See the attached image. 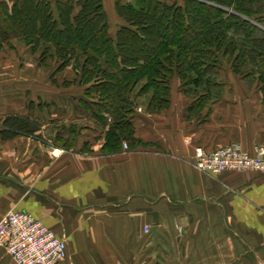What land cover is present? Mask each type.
<instances>
[{
	"label": "crops",
	"instance_id": "1",
	"mask_svg": "<svg viewBox=\"0 0 264 264\" xmlns=\"http://www.w3.org/2000/svg\"><path fill=\"white\" fill-rule=\"evenodd\" d=\"M103 1L114 36L124 20L117 0ZM35 55L16 37L0 44V218L27 211L66 237L68 257L59 264H264V171L209 174L193 165L197 146L264 145L257 81L221 75V97L192 111L194 97L176 77L168 108H136L139 142L106 153L107 126L91 116L84 93L70 92L76 73L59 93L51 72L43 94L37 73L47 67ZM28 66L36 76H26ZM10 116L40 128L4 136ZM0 264L16 262L0 248Z\"/></svg>",
	"mask_w": 264,
	"mask_h": 264
},
{
	"label": "trees",
	"instance_id": "2",
	"mask_svg": "<svg viewBox=\"0 0 264 264\" xmlns=\"http://www.w3.org/2000/svg\"><path fill=\"white\" fill-rule=\"evenodd\" d=\"M116 10L124 22L112 36L103 0L0 1V44L16 37L39 65L54 60L52 77L73 68L84 104L107 126L104 152L139 142L140 98L148 111L168 108L176 77L194 97L192 111L221 97L225 64L264 94V0H117ZM4 126L8 136L34 133L40 122L10 116Z\"/></svg>",
	"mask_w": 264,
	"mask_h": 264
},
{
	"label": "built area",
	"instance_id": "3",
	"mask_svg": "<svg viewBox=\"0 0 264 264\" xmlns=\"http://www.w3.org/2000/svg\"><path fill=\"white\" fill-rule=\"evenodd\" d=\"M123 147L129 148L127 142L123 143ZM193 158L194 167L209 174L264 171V145L250 150L239 142H231L213 151L197 146ZM0 248L16 264H59L68 257L66 237L31 213L16 209L9 210L0 218Z\"/></svg>",
	"mask_w": 264,
	"mask_h": 264
},
{
	"label": "rangeland",
	"instance_id": "4",
	"mask_svg": "<svg viewBox=\"0 0 264 264\" xmlns=\"http://www.w3.org/2000/svg\"><path fill=\"white\" fill-rule=\"evenodd\" d=\"M1 1V0H0ZM165 1H167V2H171V3H173V2H175V1H178V0H165ZM179 1H181V0H179ZM263 28H264V26H263ZM22 42H24V41H22ZM25 43V42H24ZM26 44V43H25ZM27 45V44H26ZM31 57V58H30ZM35 57H36V60H38L39 59V57H38V55H35ZM34 60V57L32 58V56L31 55H28V60ZM38 62V61H37ZM54 60H52V61H50L49 62V65H46V67L48 68H43V70H41V71H39L38 73H37V76L38 77H40V78H42L43 79V82L41 83H39V84H41L40 86H39V89L41 90V92L43 93V94H45V93H49L47 90H49L50 89V87H48V86H46L45 84H44V79H46L47 77H49V75L51 74V72L53 73V67H54ZM49 68H51V69H49ZM223 70L221 71V74H220V77H221V75H226L227 76V74L230 72V73H232V74H235L232 70H231V68H230V66L229 65H227V64H225L224 66H223ZM34 72H36L35 71V69H33V68H30V66H28V68H27V71H26V76L28 77V78H30V77H32V76H36V75H34L33 73ZM72 74H75V71L73 70V68L72 67H69V69H65V70H63V71H60V72H57V73H55L54 74V81L56 82V80H57V82L56 83H58V91H59V93H66V91H68L69 89H66L67 87H64V86H62V85H65L64 83H65V81H68V79H71V76H72ZM235 75H237V74H235ZM239 76V75H238ZM56 77V78H55ZM76 78V77H75ZM75 83L77 84V79H75ZM75 84V88H74V90H72V91H70L71 93L72 92H74V94L75 95H77V96H81V94H83L84 93V88H83V90L81 91V88L79 87V86H77ZM12 87H14V89H18V85H11ZM81 86V85H80ZM27 87H33V85L32 86H30V85H28ZM83 87V86H82ZM53 90H55L54 89V87H53ZM54 92V91H53ZM82 92V93H81ZM140 102V104L141 103H147V101H148V98H147V96L146 97H143L141 100H139ZM78 102V103H77ZM61 104H63V105H61ZM71 104V103H70ZM74 105H75V109H79V108H81V106L80 105H83V103L81 102V101H75L74 102ZM76 105H78V107L79 108H76ZM58 106H67V104L65 103H61V102H59V104H58ZM71 106H72V104H71ZM87 106H88V109H89V112H90V110H91V116L92 117H94L93 115V110H94V107L92 106V105H90L89 103L87 104ZM74 109V108H73ZM110 117L108 118V122H110ZM58 126L59 127H62L63 125L62 124H60V123H58ZM49 133V132H48ZM124 142H126V141H124ZM123 142V143H124ZM128 144V143H127ZM12 258V257H11Z\"/></svg>",
	"mask_w": 264,
	"mask_h": 264
},
{
	"label": "water",
	"instance_id": "5",
	"mask_svg": "<svg viewBox=\"0 0 264 264\" xmlns=\"http://www.w3.org/2000/svg\"><path fill=\"white\" fill-rule=\"evenodd\" d=\"M152 232H153L155 238L157 239V236H158V230H157V228L154 227V228L152 229Z\"/></svg>",
	"mask_w": 264,
	"mask_h": 264
}]
</instances>
